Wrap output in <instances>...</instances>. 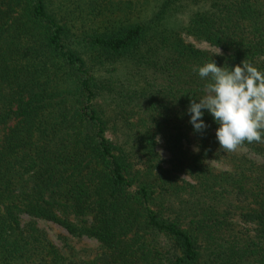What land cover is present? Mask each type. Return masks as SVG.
<instances>
[{"label": "trees", "instance_id": "16d2710c", "mask_svg": "<svg viewBox=\"0 0 264 264\" xmlns=\"http://www.w3.org/2000/svg\"><path fill=\"white\" fill-rule=\"evenodd\" d=\"M71 2L0 0V264H264V143L187 114L204 63L264 72V0Z\"/></svg>", "mask_w": 264, "mask_h": 264}, {"label": "clouds", "instance_id": "9594fccd", "mask_svg": "<svg viewBox=\"0 0 264 264\" xmlns=\"http://www.w3.org/2000/svg\"><path fill=\"white\" fill-rule=\"evenodd\" d=\"M195 71L206 80V95L191 100L187 109L193 131H206L207 113L217 125L215 138L221 151L264 143V72L245 61L231 68L211 61Z\"/></svg>", "mask_w": 264, "mask_h": 264}, {"label": "rangeland", "instance_id": "374dc122", "mask_svg": "<svg viewBox=\"0 0 264 264\" xmlns=\"http://www.w3.org/2000/svg\"><path fill=\"white\" fill-rule=\"evenodd\" d=\"M72 0H52V3L55 7L59 8L61 11L63 12H69L72 16V18H74L76 16L75 12H72L75 10V4H72L71 2ZM75 1V0H73ZM155 6V2L154 1H150L148 3L147 6L144 7V12H141V14L145 15L146 13L149 14L151 12L150 8ZM140 8H138L137 10H139ZM77 23H75V25L78 27L80 20L76 21ZM74 25V26H75ZM89 25V24H88ZM186 41L188 43H191L192 45H194L197 49L200 50H204V51H210V52H214V53H218L219 51L211 48L208 44L204 43V42H196L194 40L191 39H186ZM159 147H158V151L161 154V156L165 159L168 160V155L167 153L163 150L162 148V141L159 140ZM238 152H240L241 154H245L246 156H248L250 159L255 160L256 162L261 163V160L254 157L253 155L247 153L245 150L243 149H237ZM217 169L220 170H226L227 167L223 166V165H219V164H213ZM38 226L41 227L42 229H44L49 237L52 239V241L59 247L62 248V237L67 236V234L65 233L64 230H62L60 227L51 224V223H44V222H39ZM71 243L73 244V246L77 249V251L79 252V254L81 255L82 258H88L93 256L94 251L97 247V242H95L94 240L91 239H87V238H81L79 240L76 239H71Z\"/></svg>", "mask_w": 264, "mask_h": 264}]
</instances>
